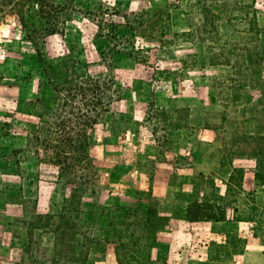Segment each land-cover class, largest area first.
I'll return each mask as SVG.
<instances>
[{
  "label": "rangeland",
  "instance_id": "1",
  "mask_svg": "<svg viewBox=\"0 0 264 264\" xmlns=\"http://www.w3.org/2000/svg\"><path fill=\"white\" fill-rule=\"evenodd\" d=\"M205 1L224 14L213 66L207 44L182 13L191 11L192 0H54L60 31L41 42L46 61L78 59L81 76L113 79L119 94L90 148L106 187L84 197L80 234L71 242L82 264H119L122 241L128 245L122 264H232L233 254L264 249V186L254 175L252 146L243 141L259 130L264 151V115L256 121L264 112V0ZM38 11L28 6L29 24L45 27ZM43 67L8 9L0 20V264H67L60 244H47L51 235L44 232L55 226L28 225L61 212L55 168L21 178L8 158L41 123ZM234 170L238 186L230 183ZM11 184L22 187L24 207L7 204L1 186ZM231 191L242 194L228 197ZM193 202L223 210L229 203L227 221H187ZM134 214L139 228L128 220ZM32 231L36 246L27 250Z\"/></svg>",
  "mask_w": 264,
  "mask_h": 264
},
{
  "label": "trees",
  "instance_id": "2",
  "mask_svg": "<svg viewBox=\"0 0 264 264\" xmlns=\"http://www.w3.org/2000/svg\"><path fill=\"white\" fill-rule=\"evenodd\" d=\"M192 1L191 11L182 13L188 19L190 29L196 31L200 41L207 44L210 65L213 66L216 64L215 57H220L219 54H216L214 45L218 42L219 25L224 19V14L220 13L219 5L210 4L205 0ZM33 3L40 7L38 13L42 12V17L47 19L48 23L45 27L37 26L35 23L30 26L31 22H29L27 11L28 6ZM8 9L18 16L26 31V39L33 45L37 58L44 66L43 84L47 91V98L39 100V103L44 107L41 123L36 130L27 135L24 146L13 150L8 158L14 164L16 172L21 178L25 176L39 178L42 166L55 168L54 182L61 186L64 192L61 212L57 216L38 215L36 220L28 222V225L34 231L55 226V230L44 232L45 235H51L48 238V247L60 244L62 263L82 264V261L76 258L71 242L73 237L80 234L79 222L84 212V197L94 196L106 187L104 176L97 170L90 155V148L96 142L97 127L110 112L113 99L119 95L117 94L118 90L113 79L96 78L92 75L81 76L78 70L80 64L78 59L74 61L70 56L64 55L55 61H46L41 42L60 31V6L54 0H0V20L6 15ZM68 20H70L69 17L65 18L61 24L65 25ZM254 27L256 40H258L260 31L256 12L253 20ZM188 33L193 35V32ZM255 57H259V55L256 53ZM54 100L57 101V105L53 107L52 101ZM257 113L256 121L261 123L260 117L264 115V112ZM260 133L258 130L254 138L243 136V141L252 146V156L257 161L254 175L264 186V151L261 149L263 138ZM32 160L35 161L31 162ZM29 162H31L30 166L27 169L23 168V165ZM236 172L237 170H234L230 178L231 185L233 182L236 185ZM1 188L7 189L6 194L10 197L7 204L24 207L26 199L21 186L16 187L11 184L9 188L5 186H1ZM239 190L244 191L241 188ZM241 194V192L231 191L228 193V197L234 195L238 198ZM236 203L238 202L235 200ZM136 213L140 214L141 212ZM228 213L229 203L226 210H223L219 204L193 202L190 203L188 209L187 221L224 222L228 219ZM134 215L130 216L128 220L134 218L133 224H136V228L140 227L142 221L137 214ZM56 219L58 221L54 224ZM45 221L47 224L43 225L42 222ZM24 223L27 224V222ZM124 224L126 223L122 221V225ZM133 233L135 234V230ZM33 235H35L33 231L29 233L30 246L27 250L33 245L36 246ZM37 246H40V243H37ZM123 248L127 249L128 245L122 241L117 247L119 264H122L121 259L124 258L120 253ZM33 253L37 255L36 252ZM37 264L43 263L38 262Z\"/></svg>",
  "mask_w": 264,
  "mask_h": 264
},
{
  "label": "crops",
  "instance_id": "3",
  "mask_svg": "<svg viewBox=\"0 0 264 264\" xmlns=\"http://www.w3.org/2000/svg\"><path fill=\"white\" fill-rule=\"evenodd\" d=\"M254 239L257 237H253ZM249 252H245L239 255H232L237 257L232 264H264V249H249ZM248 259H252L246 262ZM220 264V263H218Z\"/></svg>",
  "mask_w": 264,
  "mask_h": 264
}]
</instances>
